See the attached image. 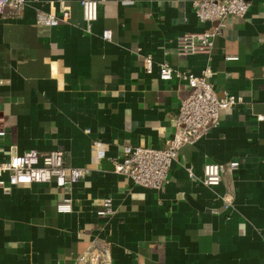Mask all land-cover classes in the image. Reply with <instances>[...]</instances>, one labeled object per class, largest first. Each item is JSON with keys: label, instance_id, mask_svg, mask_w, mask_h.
Returning <instances> with one entry per match:
<instances>
[{"label": "crops", "instance_id": "crops-1", "mask_svg": "<svg viewBox=\"0 0 264 264\" xmlns=\"http://www.w3.org/2000/svg\"><path fill=\"white\" fill-rule=\"evenodd\" d=\"M96 1L89 32L79 0H26L18 17L0 16V161L61 148L67 163L88 168L64 189H0V264H88L79 256L89 261L84 252L98 240L108 243L98 264H264V0L224 18L209 55L176 53L178 35L213 24L198 21L193 0ZM63 6L67 21L36 22L39 11L58 16ZM162 62L195 74L210 67L217 95L241 100L179 149L156 190L116 173L114 162L124 146L162 147L175 131L189 89L160 79ZM206 162L224 169L212 187L200 181ZM63 195L67 213L56 211ZM104 197L111 217L96 214Z\"/></svg>", "mask_w": 264, "mask_h": 264}, {"label": "built area", "instance_id": "built-area-1", "mask_svg": "<svg viewBox=\"0 0 264 264\" xmlns=\"http://www.w3.org/2000/svg\"><path fill=\"white\" fill-rule=\"evenodd\" d=\"M26 0H0V16L15 18L22 13ZM85 30L91 31L92 23L97 19V1L79 0ZM194 13L200 22H212L209 27L195 32H185L176 37L175 47L178 55L203 53L210 54L214 38L221 34L224 27L223 19L229 15L242 17L248 8L246 0H193ZM70 17V11L63 6L59 15L52 12L39 11L36 22L40 25L54 26L65 22ZM103 39L111 41V31L104 29ZM228 59L234 57H226ZM153 60L150 55L143 57L142 66L145 72L151 71ZM212 70L205 67L199 74L190 71H174L167 62L160 63L159 78L171 79L177 77L187 83L188 93L178 105L174 116L175 131L162 147L145 145H126L120 161L114 162V171L130 178L135 184L145 188L160 189L167 181L171 164L178 157L179 149L186 144H193L205 135L209 128L219 124L222 113L232 110L240 102V97L225 93L219 97L210 81ZM5 132L0 127V139ZM228 169L233 171L238 167L237 161L228 163ZM188 175L193 176L191 167L186 168ZM223 167L215 162H206L202 166L200 181L207 187L220 183ZM88 174L87 167L72 166L66 161L65 151L54 148L46 152L28 149L21 153H13L8 159L0 161V189L4 193L18 185H29L53 182L58 188H65ZM72 200L63 195L56 204V211L70 212ZM97 215L111 217L114 214L111 199H102V208ZM108 243L94 241L85 255L79 260L88 264H98Z\"/></svg>", "mask_w": 264, "mask_h": 264}]
</instances>
